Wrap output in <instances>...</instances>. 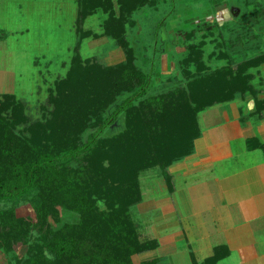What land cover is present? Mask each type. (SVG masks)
<instances>
[{
	"label": "trees",
	"instance_id": "16d2710c",
	"mask_svg": "<svg viewBox=\"0 0 264 264\" xmlns=\"http://www.w3.org/2000/svg\"><path fill=\"white\" fill-rule=\"evenodd\" d=\"M156 3L78 0V41L66 75L50 93L53 107L45 120L30 121L14 92L0 95V202L12 203L0 207V249L12 254L8 264H132L135 254L158 246L141 237L131 212L143 199L142 174L158 166L173 189L168 167L193 151L201 134L198 116L207 107L249 93L256 110L264 109L253 83L264 52L211 68L205 40L191 45L182 60L184 85L149 95L150 74L137 62L126 25L133 12ZM99 10L106 14L101 34L84 27ZM100 35L125 49L123 61L105 65L82 57V41ZM122 112L123 130L98 134ZM25 200L32 214L18 216L14 205ZM60 208L78 219L53 228L50 220L61 221ZM19 245H28L23 257ZM222 247L202 264H218L226 254ZM140 264L163 263L154 258Z\"/></svg>",
	"mask_w": 264,
	"mask_h": 264
},
{
	"label": "rangeland",
	"instance_id": "374dc122",
	"mask_svg": "<svg viewBox=\"0 0 264 264\" xmlns=\"http://www.w3.org/2000/svg\"><path fill=\"white\" fill-rule=\"evenodd\" d=\"M78 10V0H0V69L4 67L8 79L5 86L11 84L5 91L14 92L24 102L30 121L45 120L53 107L50 93L56 81L66 75L78 41ZM105 18L106 14L99 10L85 20L84 27L101 34ZM129 20L126 37L136 51L138 64L150 74L149 95L185 84L182 60L191 45L201 40L206 41L204 60L211 68L228 62L235 64L264 52V0H157L154 5L133 12ZM132 20L134 24L130 23ZM80 51L83 58L105 65L126 57L125 49L106 35L85 38ZM222 52L227 56L221 57ZM257 70H253L255 86L260 81ZM114 108L115 105L105 116ZM124 128L122 112L98 134L111 136ZM86 135L87 132L84 138ZM162 172L156 166L142 174L141 183L147 194L150 181ZM143 199L131 210L142 238L150 234L147 229L155 222L151 220L155 214L147 219L145 214L151 211L139 205ZM10 206L11 202H0L1 208ZM14 208L18 216L32 214L27 200ZM60 215V222L50 220L53 228L78 219L77 214L63 208ZM27 249L28 245H19L16 252L23 257ZM153 250L139 254L150 257ZM11 257V253L0 249V264H8ZM132 260V264H140L136 254ZM162 263L165 264L163 260Z\"/></svg>",
	"mask_w": 264,
	"mask_h": 264
},
{
	"label": "crops",
	"instance_id": "0c3cea01",
	"mask_svg": "<svg viewBox=\"0 0 264 264\" xmlns=\"http://www.w3.org/2000/svg\"><path fill=\"white\" fill-rule=\"evenodd\" d=\"M2 69L0 95L11 87ZM256 69L257 97L264 99V63ZM256 109L249 93L207 107L193 151L168 167L173 189L163 172L148 194L142 185L139 205L151 211L147 219L155 214L143 238L158 246L150 257L136 254L140 263L202 264L223 246L218 264H264V109Z\"/></svg>",
	"mask_w": 264,
	"mask_h": 264
}]
</instances>
